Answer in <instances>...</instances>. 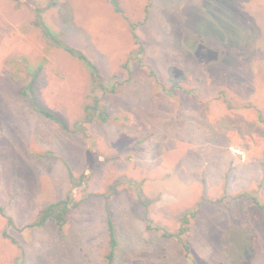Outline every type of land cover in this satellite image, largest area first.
<instances>
[{"label":"rangeland","instance_id":"obj_1","mask_svg":"<svg viewBox=\"0 0 264 264\" xmlns=\"http://www.w3.org/2000/svg\"><path fill=\"white\" fill-rule=\"evenodd\" d=\"M68 191L61 228L23 229ZM0 206V264H105L107 219L114 264H264V0H0Z\"/></svg>","mask_w":264,"mask_h":264},{"label":"trees","instance_id":"obj_2","mask_svg":"<svg viewBox=\"0 0 264 264\" xmlns=\"http://www.w3.org/2000/svg\"><path fill=\"white\" fill-rule=\"evenodd\" d=\"M113 2V1H112ZM114 7L116 8V3H113ZM32 10L34 12V24L39 27L40 31L42 32L45 39L50 43L51 45L57 46L61 49H63L68 55L78 60L80 63H82L87 71L89 72V75L91 77V92H94L96 89L101 90L103 93H113L116 91V85L113 83L110 87H107L104 84L103 76L101 75L98 67L88 59V57L79 49L69 45L65 40L64 36L61 32L55 31L52 29L45 19L42 16V9L39 7H36L35 5H31ZM117 9V8H116ZM131 35L132 38L135 40V43L137 44V36L134 33V25H131ZM173 87L179 86L177 82H173ZM84 116L81 121L75 122V128L82 134H85V129L83 127L84 122H91V121H100V122H106L110 119V116L106 109L102 107L101 104V98L97 95H93L91 98V103H88L84 106ZM44 115H46L48 118L53 119V116L47 112L42 111ZM84 180V175L80 174V176L77 178V180L74 178V186L72 188L82 185ZM75 205L74 199L72 195L70 194V191L66 193V195L63 198H60L56 201L50 202L47 205H45L38 213V217L23 226V229L25 228H35L40 227L44 224L46 220H52L59 228H61L67 221V216L69 213V210ZM0 214L5 217L6 219V226L15 228L17 230H20L21 228H18L15 226L13 220L9 216H5L3 212V208L0 206ZM179 223L181 226H179L178 230L173 233L169 232H163V235L168 237H174L180 240L181 246L183 247L184 256L187 258L189 255V247L188 245L182 241V235L187 229V223L188 218L183 215L179 219ZM107 247L108 250L104 256L105 264H114V257H115V251L118 245L117 242V236L115 234V229L113 226V223L110 219H107ZM2 236L9 239L11 242L16 243L15 239L10 236L6 231L2 232ZM22 251V250H21ZM20 251V255L23 253ZM190 264H196L194 261H190Z\"/></svg>","mask_w":264,"mask_h":264},{"label":"crops","instance_id":"obj_3","mask_svg":"<svg viewBox=\"0 0 264 264\" xmlns=\"http://www.w3.org/2000/svg\"><path fill=\"white\" fill-rule=\"evenodd\" d=\"M5 225H6V223H5Z\"/></svg>","mask_w":264,"mask_h":264}]
</instances>
